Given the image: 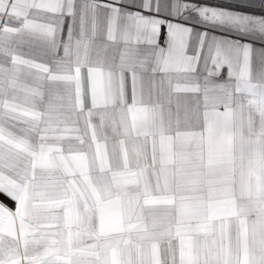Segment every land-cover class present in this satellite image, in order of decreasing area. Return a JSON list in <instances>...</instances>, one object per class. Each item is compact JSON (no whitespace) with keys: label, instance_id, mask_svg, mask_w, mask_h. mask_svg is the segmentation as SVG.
<instances>
[{"label":"snow or ice","instance_id":"1","mask_svg":"<svg viewBox=\"0 0 264 264\" xmlns=\"http://www.w3.org/2000/svg\"><path fill=\"white\" fill-rule=\"evenodd\" d=\"M0 264H264V0H0Z\"/></svg>","mask_w":264,"mask_h":264}]
</instances>
